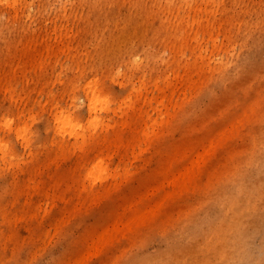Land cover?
I'll return each mask as SVG.
<instances>
[{"label": "rangeland", "instance_id": "rangeland-1", "mask_svg": "<svg viewBox=\"0 0 264 264\" xmlns=\"http://www.w3.org/2000/svg\"><path fill=\"white\" fill-rule=\"evenodd\" d=\"M125 1L0 0V264H264V0Z\"/></svg>", "mask_w": 264, "mask_h": 264}, {"label": "bare ground", "instance_id": "bare-ground-1", "mask_svg": "<svg viewBox=\"0 0 264 264\" xmlns=\"http://www.w3.org/2000/svg\"><path fill=\"white\" fill-rule=\"evenodd\" d=\"M131 1L134 2L133 0H131ZM124 6H126V1L125 0H105V6L102 9L106 10L107 8L116 7L117 10H118V13H120L121 12V8L124 7ZM132 10H133V12L132 11L128 12L130 14H128L127 12L125 13V15L123 16V20H119V19L118 20H116V19L114 20L112 18L113 31L110 34H107L106 37H108L109 39H112L113 36L111 34H115V35L117 33L120 34V30H124L125 31L127 25L130 26L133 29V31H134L133 33H134L135 37L139 38V37H142L144 35L145 31H144L143 28H140V29L137 30L138 26L136 24H139V21L135 17H136V15H138L137 14L138 13V11H137L138 9L136 7H134ZM144 13H145L144 17L146 19H148L150 17L149 12L147 11V12H144ZM105 16L107 18L108 14L105 15ZM133 17H134V19H133ZM107 20H109V19L107 18ZM119 23L121 25H119ZM127 30L129 31L128 27H127ZM136 32H140L141 36L137 35ZM129 44H131V43H129Z\"/></svg>", "mask_w": 264, "mask_h": 264}]
</instances>
